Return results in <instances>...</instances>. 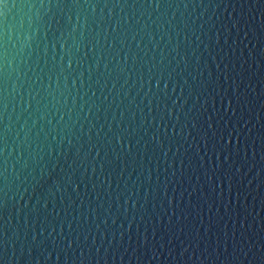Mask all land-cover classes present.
<instances>
[{"label": "water", "instance_id": "water-1", "mask_svg": "<svg viewBox=\"0 0 264 264\" xmlns=\"http://www.w3.org/2000/svg\"><path fill=\"white\" fill-rule=\"evenodd\" d=\"M0 264H264V0H9Z\"/></svg>", "mask_w": 264, "mask_h": 264}, {"label": "snow or ice", "instance_id": "snow-or-ice-1", "mask_svg": "<svg viewBox=\"0 0 264 264\" xmlns=\"http://www.w3.org/2000/svg\"><path fill=\"white\" fill-rule=\"evenodd\" d=\"M8 8H9V0H0V16H4Z\"/></svg>", "mask_w": 264, "mask_h": 264}]
</instances>
